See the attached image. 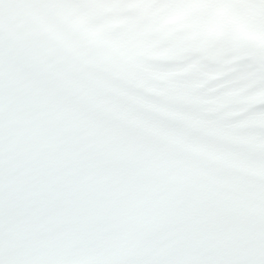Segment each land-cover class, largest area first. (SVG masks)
<instances>
[{"label":"snow or ice","instance_id":"obj_1","mask_svg":"<svg viewBox=\"0 0 264 264\" xmlns=\"http://www.w3.org/2000/svg\"><path fill=\"white\" fill-rule=\"evenodd\" d=\"M0 264H264V0H0Z\"/></svg>","mask_w":264,"mask_h":264}]
</instances>
